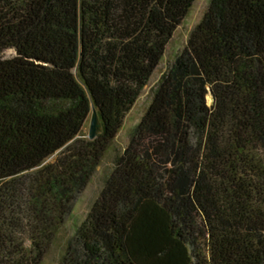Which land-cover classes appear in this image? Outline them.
Returning <instances> with one entry per match:
<instances>
[{
    "label": "trees",
    "instance_id": "obj_1",
    "mask_svg": "<svg viewBox=\"0 0 264 264\" xmlns=\"http://www.w3.org/2000/svg\"><path fill=\"white\" fill-rule=\"evenodd\" d=\"M194 2L0 0V264L42 263ZM58 264H264V0H211Z\"/></svg>",
    "mask_w": 264,
    "mask_h": 264
},
{
    "label": "rangeland",
    "instance_id": "obj_2",
    "mask_svg": "<svg viewBox=\"0 0 264 264\" xmlns=\"http://www.w3.org/2000/svg\"><path fill=\"white\" fill-rule=\"evenodd\" d=\"M211 0H195L190 11L178 26L173 37L167 44L165 53L158 67L152 74L148 84L143 89L138 100L126 114L123 125L119 130L116 138L113 140L109 149L106 151L101 164L99 165L91 182L78 197L73 212L62 230L58 233L49 252L45 256L41 264H58L69 239L74 235L76 227L85 219L92 203L97 199L103 186V179L107 173L113 168L115 159L122 154L134 137L142 117L146 113L153 96V91L163 75L167 73L169 68L174 65L179 55L187 45L189 36L194 27L200 22L203 15L207 11ZM16 55L14 48L7 49L4 57L11 58ZM209 103L212 98L208 97ZM90 119L87 121L83 133L88 135ZM56 154L47 161H52Z\"/></svg>",
    "mask_w": 264,
    "mask_h": 264
},
{
    "label": "water",
    "instance_id": "obj_3",
    "mask_svg": "<svg viewBox=\"0 0 264 264\" xmlns=\"http://www.w3.org/2000/svg\"><path fill=\"white\" fill-rule=\"evenodd\" d=\"M101 128V123L99 121V115L95 107L92 108V114L89 122L88 137L94 139Z\"/></svg>",
    "mask_w": 264,
    "mask_h": 264
}]
</instances>
